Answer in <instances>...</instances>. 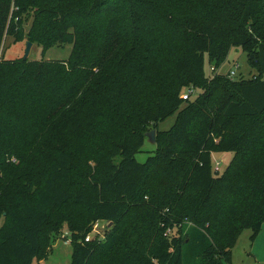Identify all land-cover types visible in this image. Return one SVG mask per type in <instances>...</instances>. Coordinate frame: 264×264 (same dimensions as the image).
<instances>
[{
  "label": "trees",
  "instance_id": "1",
  "mask_svg": "<svg viewBox=\"0 0 264 264\" xmlns=\"http://www.w3.org/2000/svg\"><path fill=\"white\" fill-rule=\"evenodd\" d=\"M23 15L30 42L72 51L0 63V117L23 80L48 88L53 105L41 110L47 137L33 148L48 146L44 172L29 198L0 211V264L47 259L64 227L71 264H232L242 230L252 243L264 223V0H0V43ZM231 46L245 51L251 75H205L204 54L218 65ZM98 77L112 94L102 87L90 100ZM190 87L197 94L183 100ZM151 129L157 153L139 163ZM214 152L232 153L222 175ZM99 221L111 224L104 239L85 241Z\"/></svg>",
  "mask_w": 264,
  "mask_h": 264
},
{
  "label": "rangeland",
  "instance_id": "2",
  "mask_svg": "<svg viewBox=\"0 0 264 264\" xmlns=\"http://www.w3.org/2000/svg\"><path fill=\"white\" fill-rule=\"evenodd\" d=\"M31 24L32 17L23 15L20 28H16L13 34H6V32L3 34L0 43V63L11 64L22 62L25 44L27 41H30L28 39V29ZM31 43L32 45L27 59L35 62L47 63L49 60H67L72 51V45L70 43H58L49 48H44L43 45L37 42ZM124 47H120L118 51V54L122 58L123 53H126ZM121 60V58L111 57L108 61V66L113 64L118 66V80L120 82H126L127 78L121 67L122 63H116ZM203 60V72L205 75L211 76L218 74L227 76L231 71H234V78L241 76L248 78L253 72V69L248 64L247 55L240 46H231L224 60L218 65H215L208 59L207 53L204 54ZM85 70L97 72L94 67L89 68L87 66ZM98 80L101 86H95V91L97 92L94 94L91 93L90 100L99 98L103 90L102 87H109L106 83L104 84L105 81H103V78L100 79L98 77ZM50 90L52 92L51 95L55 96V86H51ZM108 93V96L112 94V90L109 88ZM17 95L19 96L17 97ZM106 95V93L103 95L104 101L107 99ZM12 97L11 101L8 100L9 102L5 108L12 113L0 117V211L6 205H14L11 201L15 195L29 198L30 195L26 193V187L32 184L37 185L36 180L41 178L46 164V159L42 154L43 151L48 150V146L46 145V149L38 150V152L33 148H35V142L38 141L39 137H47V132L45 131L47 124L45 121H42L44 116L41 110L51 108V106L53 107L49 102L48 88L41 86L33 79L23 80L22 87ZM0 98V102L4 100L5 93L0 92ZM100 101L101 103L103 102V100ZM175 116L176 114L160 121L158 123V129L167 130L170 128L174 123ZM48 144L51 145L52 142H48ZM156 153V142L152 143L146 138L140 150L135 154V159L139 163H144L148 157ZM231 159V152H214L212 163L214 164L216 161L220 162L219 174L222 175ZM82 169L78 164L76 170L73 172L72 181L74 184L79 181V174ZM67 204V208L71 212L73 211V215H77L78 209L81 212L80 206L72 207V203L70 202ZM110 226L111 224L108 226L105 221L97 222L95 230L93 227L92 231L88 233L89 237L91 239L103 240L105 232L108 231L107 229ZM64 229L68 232V238L70 239L71 234L68 228L64 227ZM62 233L63 230H61L60 234L58 233L56 240L53 242L55 244L53 252L49 254L48 260L43 264H71L73 249L70 242L65 244L64 240L59 239ZM250 235L251 229L247 227L238 236L232 248V264H252L251 259L247 258L251 247ZM32 264H37V261L34 260Z\"/></svg>",
  "mask_w": 264,
  "mask_h": 264
},
{
  "label": "crops",
  "instance_id": "3",
  "mask_svg": "<svg viewBox=\"0 0 264 264\" xmlns=\"http://www.w3.org/2000/svg\"><path fill=\"white\" fill-rule=\"evenodd\" d=\"M212 158H213V153L211 154V159ZM250 245L251 247H250V251L248 252L247 258L251 259L252 264H264V223L262 224L261 230L258 233L257 237ZM54 246L55 244L53 243L51 246L50 253L53 252ZM47 260L48 257L47 259L37 261V264H43Z\"/></svg>",
  "mask_w": 264,
  "mask_h": 264
},
{
  "label": "built area",
  "instance_id": "4",
  "mask_svg": "<svg viewBox=\"0 0 264 264\" xmlns=\"http://www.w3.org/2000/svg\"><path fill=\"white\" fill-rule=\"evenodd\" d=\"M229 76L230 77H234L235 76V72L231 71ZM195 94H196L195 88L194 87H190V88H187L186 90H184V92L181 94V98L183 100H188L189 98L193 97ZM212 166H213V170L216 173H220L219 172L220 171V162L219 161H216L214 164L212 163ZM96 226H97V223H95L93 225L94 230H95ZM59 239L64 240L65 244H67L68 242L71 243V239L68 238V232L66 230H63L62 236ZM89 239H90L89 234H87V236L85 237V241H88Z\"/></svg>",
  "mask_w": 264,
  "mask_h": 264
},
{
  "label": "water",
  "instance_id": "5",
  "mask_svg": "<svg viewBox=\"0 0 264 264\" xmlns=\"http://www.w3.org/2000/svg\"><path fill=\"white\" fill-rule=\"evenodd\" d=\"M31 45H32V43L30 41L26 42L25 49H24L23 60H27V58L29 56V53H30ZM155 134H156L155 129H151V130H149V131H147L145 133V136L147 137V139L149 141H151L152 143H155V141H156Z\"/></svg>",
  "mask_w": 264,
  "mask_h": 264
}]
</instances>
